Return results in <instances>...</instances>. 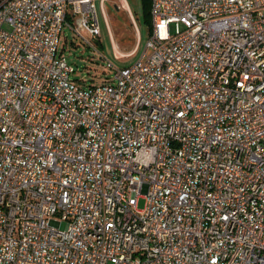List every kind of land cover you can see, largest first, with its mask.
<instances>
[{"label": "built area", "instance_id": "1", "mask_svg": "<svg viewBox=\"0 0 264 264\" xmlns=\"http://www.w3.org/2000/svg\"><path fill=\"white\" fill-rule=\"evenodd\" d=\"M150 2L86 88L94 0H0V264H264V0Z\"/></svg>", "mask_w": 264, "mask_h": 264}, {"label": "rangeland", "instance_id": "2", "mask_svg": "<svg viewBox=\"0 0 264 264\" xmlns=\"http://www.w3.org/2000/svg\"><path fill=\"white\" fill-rule=\"evenodd\" d=\"M127 3L135 22H132L127 10L118 9V0L104 3L106 17L101 0H94L100 27L97 50L68 30L62 33L59 50L74 68L72 79L78 84L86 88L100 85L113 75V70L106 67L107 63H111L114 69H120L131 66L141 57L150 36L149 21L143 11L142 0H127ZM118 52L122 55L117 56ZM144 204V199H141L139 208Z\"/></svg>", "mask_w": 264, "mask_h": 264}, {"label": "crops", "instance_id": "3", "mask_svg": "<svg viewBox=\"0 0 264 264\" xmlns=\"http://www.w3.org/2000/svg\"><path fill=\"white\" fill-rule=\"evenodd\" d=\"M106 1L107 0H101V7H102V12H103L104 16L106 15V13L104 11L103 5H104V3ZM116 6L118 7V9L121 8V9L127 10L128 11V14L130 16V19L132 20V22H135V17L133 15V12L131 11L130 6L127 3V0H118V4ZM120 55H122V54L118 52L117 56H120Z\"/></svg>", "mask_w": 264, "mask_h": 264}, {"label": "trees", "instance_id": "4", "mask_svg": "<svg viewBox=\"0 0 264 264\" xmlns=\"http://www.w3.org/2000/svg\"><path fill=\"white\" fill-rule=\"evenodd\" d=\"M150 5H151L150 0H142L143 11L147 17V20L149 21V27H150Z\"/></svg>", "mask_w": 264, "mask_h": 264}]
</instances>
